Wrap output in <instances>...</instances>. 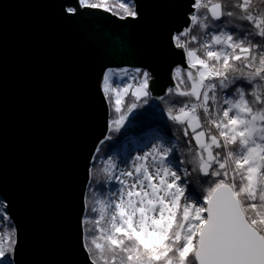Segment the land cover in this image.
<instances>
[{
  "label": "snow or ice",
  "instance_id": "6c2138e0",
  "mask_svg": "<svg viewBox=\"0 0 264 264\" xmlns=\"http://www.w3.org/2000/svg\"><path fill=\"white\" fill-rule=\"evenodd\" d=\"M173 3L181 11L168 31L173 59L163 80L149 65L100 73L110 133L145 105L174 131L119 163L104 157L103 181L94 164L102 148L89 154L80 264H264V0ZM97 10L143 19L140 0H62L66 19ZM9 205L0 198V264H20L23 239Z\"/></svg>",
  "mask_w": 264,
  "mask_h": 264
},
{
  "label": "water",
  "instance_id": "95a60500",
  "mask_svg": "<svg viewBox=\"0 0 264 264\" xmlns=\"http://www.w3.org/2000/svg\"><path fill=\"white\" fill-rule=\"evenodd\" d=\"M143 19H66L62 0H0V198L23 239L20 264H80L85 166L108 134L99 76L149 65L163 80L181 7L140 0ZM123 37V39H121Z\"/></svg>",
  "mask_w": 264,
  "mask_h": 264
},
{
  "label": "trees",
  "instance_id": "16d2710c",
  "mask_svg": "<svg viewBox=\"0 0 264 264\" xmlns=\"http://www.w3.org/2000/svg\"><path fill=\"white\" fill-rule=\"evenodd\" d=\"M109 4L113 5L114 7H118V0H109ZM129 70L134 68L125 67ZM119 69V68H115ZM113 69V70H115ZM130 98V97H129ZM126 98V99H129ZM152 103V102H150ZM145 108L148 110L145 112L144 109H140L139 112L141 113L135 120L130 117V122L126 124V127L121 129L119 133H110L108 135H112L113 139L110 141H106L102 146L99 144V147L102 148V155L101 158L94 162L95 169L97 171V178L101 181L105 179V174L102 171L104 166V156L111 151H125L127 149L124 146L127 139L132 138V141L135 145L142 144L143 142H147L149 138L153 135H171V131L174 129L169 130L164 127V117L159 112L158 108L154 105L153 107L149 108L145 105ZM112 117L110 116V119Z\"/></svg>",
  "mask_w": 264,
  "mask_h": 264
},
{
  "label": "rangeland",
  "instance_id": "374dc122",
  "mask_svg": "<svg viewBox=\"0 0 264 264\" xmlns=\"http://www.w3.org/2000/svg\"><path fill=\"white\" fill-rule=\"evenodd\" d=\"M115 70H118V69H115ZM152 134L153 135L149 138V140L147 142H143L142 144H139V145H135L134 142L132 141V138H129L126 140V142L124 144V146L127 147V149L125 151H123V152L111 151L108 154H106L104 157H112L117 161V163H119L121 160H126L130 156H134L138 152H140L144 148V145L149 144L152 141V139L156 136V134H154V132Z\"/></svg>",
  "mask_w": 264,
  "mask_h": 264
}]
</instances>
